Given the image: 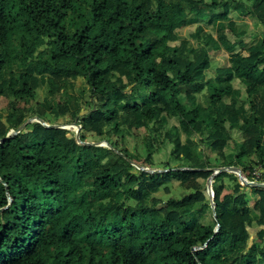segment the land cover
<instances>
[{
	"label": "trees",
	"instance_id": "16d2710c",
	"mask_svg": "<svg viewBox=\"0 0 264 264\" xmlns=\"http://www.w3.org/2000/svg\"><path fill=\"white\" fill-rule=\"evenodd\" d=\"M233 13L259 34L205 77L225 32L188 33L190 52L180 29L223 23L240 38ZM0 98L25 104L0 113V264H264V188L216 173L213 216L204 177L162 202L175 217L148 197L173 167L237 166L250 178L264 166V141L248 152L243 139L263 132L264 0H0ZM30 116L49 126L23 139L35 125L25 122L3 139ZM62 123L80 126L72 149L59 140L69 130L52 126ZM148 129L166 152L159 172L130 162L153 167L134 151ZM99 140L110 148L85 144Z\"/></svg>",
	"mask_w": 264,
	"mask_h": 264
},
{
	"label": "rangeland",
	"instance_id": "374dc122",
	"mask_svg": "<svg viewBox=\"0 0 264 264\" xmlns=\"http://www.w3.org/2000/svg\"><path fill=\"white\" fill-rule=\"evenodd\" d=\"M230 18L235 19L236 26L244 28V34L240 37V40H242V42H244L245 44L250 43L253 40L252 38L259 34V30L257 29V27L253 26L252 24L253 20L250 19V17H247V16L235 17L233 13V14H230ZM214 24L215 22H212L211 24H208V25L204 24L203 22H199L198 24H193V25L183 27L180 29V34L186 37L191 44L189 47L186 48V50L190 52H192L191 48H192V45H194V42L191 39H189L188 33L194 30H197V33H199V35L205 41H207L208 34H212V36L216 38L215 33L218 32V30L223 29V31L225 32L226 39L219 41L220 50L216 52H214V50L209 51V59H210L209 66L210 67L205 71V77H210L216 67L224 66L227 64V57L229 56L230 51L234 49L243 51V49H241L240 47L236 45V40H238L239 37H235V35L232 32H228L223 27L224 25L223 23H221L222 24L221 26H215ZM165 40H167L166 43H167L168 49L175 47L176 40L174 39L172 35L168 36ZM48 84L51 90V94L54 95L55 88L50 84V82H48ZM74 84H75V87H77V91L86 90V87H85V84L82 78L76 77L74 79ZM231 85H233V88H231L230 94L235 95V93L238 91L237 95L239 96V98L240 99L244 98L245 92H244L243 85H241L236 80L233 81ZM38 95L39 97H41L43 95L42 91H40ZM54 98L57 99L56 95L54 96ZM256 99H257V96L254 92L252 97L249 99V105H248L249 108L251 106L254 107L257 105ZM196 101L203 103V98L200 95V93L196 96ZM24 106L25 104L22 100L18 101L14 99L0 98V113L2 114L10 108L18 109L19 107H24ZM43 126L44 124L40 122H35L34 126L29 128V130H26L21 135L22 138L23 139L31 138L32 136H34L36 132H39V130L43 128ZM262 127H263V132L261 136H258L255 133H249V132L243 133L244 144L248 152H251L252 145L255 140H259L261 142L264 141V124L262 125ZM66 129L69 130V132L61 136L59 140L62 141L69 149H72L76 143V140L74 138V132L72 128L67 127ZM111 140L113 141L115 140V138H111ZM122 143L126 149L130 151L134 150L133 140L130 136H127L126 138H124ZM144 143H145V147H140L139 145L134 151L137 152L138 157L141 159L142 162L145 161L147 164H150L153 167L152 168L142 167V168H146L148 171L158 170L156 172H159L161 170L159 166L162 165L164 161L167 160L164 147H162L159 141H155V139L152 138L150 134V129H148L147 133L144 135ZM249 146H251V148H249ZM172 169H174L173 181L169 183L161 184L156 190V192L149 194L148 197L151 200V204L154 205L156 208H158L163 214H167L171 217H175V215L172 214V212L163 210L162 202L166 200L168 197H177V198L181 197L184 193L188 192L189 185L193 179L198 178V177L199 178L204 177L205 179L206 175L208 174V171L189 170L185 167H173ZM149 173H153V172H149ZM233 175L237 177V180H239L237 175L235 174ZM261 177H264V169L261 172ZM224 184H227V182L224 181ZM222 192H227V189H223ZM255 200H256V197L251 196V199L249 201V206H251L253 201ZM250 231L252 232L251 229ZM255 260L257 261V258H255Z\"/></svg>",
	"mask_w": 264,
	"mask_h": 264
},
{
	"label": "water",
	"instance_id": "95a60500",
	"mask_svg": "<svg viewBox=\"0 0 264 264\" xmlns=\"http://www.w3.org/2000/svg\"><path fill=\"white\" fill-rule=\"evenodd\" d=\"M40 122L42 124H44L45 126H49L48 124L44 123L42 120L36 118V117H33V116H30V117H27L22 123H20L19 127L16 128L15 130H9L5 136L3 137V139H6V138H9L11 135L19 132V130L21 128H23L24 126V123L25 122ZM52 126H59V127H63V128H72L73 129V132H74V138L75 140L78 139V128H80L79 125L77 124H74V123H63V124H55V125H52ZM2 141V139H0V142ZM85 144H94V145H104L106 146L107 148H110L109 145H107L105 143L104 140H100V141H91V142H87ZM132 163V165H134L136 168H140L141 170H144V171H147V172H156L158 170H151V171H148L146 168H142L141 166H139V164H136L135 162L133 161H130ZM190 170H197V171H200V170H206V171H209V173L206 175L205 179H204V193H206L207 197H208V203H209V207L211 209V214L213 216V193H212V190H211V181H212V177L218 173V172H228V173H232V174H235L238 176V179H239V183L240 184H247L248 186H254V187H257V188H264V183L263 182H251V181H244L240 176V169L239 167H235V166H220V167H216V168H213V167H202L200 169H190ZM161 171V170H160ZM10 200V198H9ZM9 200H7V203L9 202ZM214 232L217 231V225L214 226Z\"/></svg>",
	"mask_w": 264,
	"mask_h": 264
},
{
	"label": "built area",
	"instance_id": "2783aa9c",
	"mask_svg": "<svg viewBox=\"0 0 264 264\" xmlns=\"http://www.w3.org/2000/svg\"><path fill=\"white\" fill-rule=\"evenodd\" d=\"M264 169V166L261 165H256L255 167L252 168L250 172V178L246 177L241 171L239 176L244 180V181H251V182H263L264 183V177H261V172ZM239 182V180H238Z\"/></svg>",
	"mask_w": 264,
	"mask_h": 264
},
{
	"label": "crops",
	"instance_id": "0c3cea01",
	"mask_svg": "<svg viewBox=\"0 0 264 264\" xmlns=\"http://www.w3.org/2000/svg\"><path fill=\"white\" fill-rule=\"evenodd\" d=\"M195 11H196L195 8H191V9H190V13H191V15H194V16H195V14H196ZM180 14L183 15L182 12H180ZM214 25H215V26H221L222 24H221V23H220V24H219V23H215ZM223 27H224V25H223ZM197 29H198V28H197ZM239 40H240V38H239L238 40H236V42L239 41ZM237 93H238V91L235 93L234 97H235V96H236V97L238 96ZM243 133H244V132H243ZM249 156H250V155H249ZM251 156H252V155H251ZM251 156H250V157H251ZM251 158H252V157H251ZM189 170H190V169H189Z\"/></svg>",
	"mask_w": 264,
	"mask_h": 264
},
{
	"label": "bare ground",
	"instance_id": "6f19581e",
	"mask_svg": "<svg viewBox=\"0 0 264 264\" xmlns=\"http://www.w3.org/2000/svg\"><path fill=\"white\" fill-rule=\"evenodd\" d=\"M64 127V126H63Z\"/></svg>",
	"mask_w": 264,
	"mask_h": 264
}]
</instances>
